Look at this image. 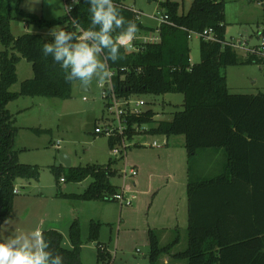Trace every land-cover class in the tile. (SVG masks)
Returning <instances> with one entry per match:
<instances>
[{"label":"trees","instance_id":"16d2710c","mask_svg":"<svg viewBox=\"0 0 264 264\" xmlns=\"http://www.w3.org/2000/svg\"><path fill=\"white\" fill-rule=\"evenodd\" d=\"M128 1L114 3L126 20L136 23L139 31L132 41L134 49L122 44V59L110 63L116 95L123 99L171 92L184 96L183 110L175 111L170 119L157 120V112L152 108L141 114L129 108L126 114L129 141L145 125L150 126L145 131L153 135H183L189 159L187 247L173 253L180 237L162 245L159 231L149 229V264H161L164 255L186 260L188 264H264V92L232 93L226 73L231 65L264 63V58L250 54L241 59L235 48L224 43L225 0H193L183 13L179 11V2L163 0L160 10L168 21L157 27L144 24ZM13 6L39 28L61 26L81 34L91 23L85 0L54 19L26 14L20 8V0H0V46L4 47L0 50V229L13 213L16 180H38L40 175L38 165L22 163L18 158L15 137L19 127L8 104L21 96L67 99L76 82H67L61 66L51 56L43 55V44L52 42L51 36L39 32L14 36ZM157 28V42H144L137 37L157 33ZM209 28L217 40L199 38L201 61L192 64L190 32ZM22 57L32 62L34 74L22 81L19 91H12L11 86L18 80L17 63ZM121 140L120 136H110L109 146L113 148ZM205 150H223L222 172L204 177L194 175V158ZM114 162L110 159L104 165H60L51 169L57 181L61 177L73 182L93 179L82 193L67 194L72 198L115 200L120 189L111 182L117 173ZM101 226L102 222L91 220L88 239L98 242L96 264H111V252L99 241ZM43 235L50 250L63 257V264H84L79 218L69 227L70 247L63 244V234L56 229L44 230Z\"/></svg>","mask_w":264,"mask_h":264},{"label":"rangeland","instance_id":"374dc122","mask_svg":"<svg viewBox=\"0 0 264 264\" xmlns=\"http://www.w3.org/2000/svg\"><path fill=\"white\" fill-rule=\"evenodd\" d=\"M151 1V2H150ZM163 0H129V5L136 8L140 13V18L147 25L159 24L156 16L162 15L159 9ZM65 2V0H64ZM180 13L186 12L191 6L192 0H179ZM226 13V40L237 43H244L243 48H236L241 59L252 54L249 50L261 46L264 40V0H225ZM65 6V9H64ZM20 8L26 14H34L46 19H54L66 11L63 0H20ZM14 19L11 21V31L14 36L27 32H49L52 28H39L29 22L30 17L23 16L15 10L13 6ZM156 15V16H155ZM61 27V26H59ZM47 35V34H45ZM145 34L137 36L143 40ZM0 46V50L3 49ZM190 60L192 64L201 61L200 39L193 35L190 39ZM227 83L231 87L232 93L251 94L264 91V63L250 62L241 65H231L227 67ZM18 80L10 90L19 91L21 83L25 79L33 77L32 62L21 58L17 63ZM111 79V78H110ZM110 79L104 82L93 78L90 91H84L80 82L73 84L72 96L67 99L49 98L45 96H21L8 104V109L15 114L16 126H21L16 134L15 150L22 149L18 155L22 163L37 164L40 168L39 179H32L30 182L25 178L16 180V188L19 193L14 200L12 216L4 222L0 229V237L6 239L7 236L17 233H30L36 228L43 230L52 226L62 227L64 231L63 244L71 246L69 238V227L65 224L70 218L77 204L78 209H82L84 200L72 198L67 194L79 193L85 186L92 182L89 177L82 182L66 181L58 186L57 178L53 173L52 166L64 165L61 155L65 154L70 159V166H80L87 164H107L110 159L114 160V167L118 170L111 177V182L129 191L125 187L123 170L128 172L133 167H126V153L130 154L138 148L142 140H148L149 145L139 146L147 153L158 152L159 149L150 146L157 140L162 141L163 135H153L147 130L150 126L145 125L130 141V145L123 155H113V149L109 146V134L103 132L106 126L116 124L113 114L106 110V99L103 97V87L109 86ZM103 83V86L100 84ZM146 104L141 108H152L157 112V120L170 119L175 111L183 110L184 96L181 93H166L160 95H145L142 97ZM103 132V133H102ZM98 133V134H96ZM171 138H185L183 135H172ZM172 142H170V145ZM19 147V148H18ZM130 148L132 150L130 151ZM63 193L65 195L60 194ZM131 196V195H130ZM135 196V195H134ZM136 197V196H135ZM134 200V199H133ZM96 209V203H90ZM101 204L110 210L124 209L132 206L119 200L103 201ZM90 206V205H85ZM95 209L86 207V211L77 212L81 222V232L83 241H87L81 250V259L84 264L97 263L96 241H89L90 221L97 215ZM29 212V219L21 221ZM133 226L129 230L122 231L121 246L116 249L115 242L118 238V221L106 223L102 222L99 233V241L108 245L112 255V264H149V240L145 224H141L144 218H148L146 213L138 211L133 214ZM119 219V213L115 217ZM96 220L98 218H95ZM44 220V222H43ZM140 220V221H139ZM43 224V225H42ZM142 225V226H140ZM18 228V230H17ZM182 246L187 247V231L181 232ZM185 242V243H184ZM124 245V246H123ZM83 247V246H82Z\"/></svg>","mask_w":264,"mask_h":264},{"label":"crops","instance_id":"0c3cea01","mask_svg":"<svg viewBox=\"0 0 264 264\" xmlns=\"http://www.w3.org/2000/svg\"><path fill=\"white\" fill-rule=\"evenodd\" d=\"M173 1L179 2V0H173ZM63 3L65 4L64 0ZM134 9L136 10V8ZM63 14L64 12L62 13V15ZM140 19L142 20V18ZM142 22L147 25L145 21L142 20ZM158 25L159 24L156 23L155 25H148V26L157 27ZM42 32H44L43 34H47L46 33L47 31L46 32L42 31ZM150 34L153 33H149L145 35H150ZM228 87L230 90L231 87L229 85ZM251 94H256V93H251ZM21 126L25 127L27 125H20L18 127L20 128ZM18 133L19 132H17V134ZM166 138L168 141L166 145H163L161 147H156L157 149H159L158 152L147 153L144 148L139 147V146L149 145L148 143L150 142H148V140H146L145 138V140H142V142L138 144V148L135 151L134 150L131 151L132 148H130L131 151L130 154L128 152L126 153V160H125L126 167H130V168L133 167L138 171V174L136 176H128L127 178H125L124 188H127L129 190L128 192L125 191V195L127 197L130 195L136 196L132 202V206H129L126 209H124V207L121 206L118 212V209L110 210L107 206L101 204L103 201H112V200H101V199L86 200V201H90V203H96V209L92 204H85L88 202H85L84 200V204H82L81 206L82 209H78L79 205L77 204L74 211L70 215L71 217L66 219L65 224H67L68 227H70L72 221L75 218H79L77 212H81V211L85 212L86 207H88L89 209L94 208L95 212H97V215H94L95 218H98L97 221L106 222V223H111L114 222L115 220L118 221L119 223L118 238L115 242V247L116 249H118L120 247L123 248L121 246L122 245L121 232L136 227V225L133 226V221H134L133 214H137L138 211H141L143 213L145 212L148 217L147 219L144 218L143 222H141V224H145L146 226L145 228L147 231V239H148L149 229H156L159 231L160 241L162 245L168 244L170 241L174 240L175 237L179 236L180 241L174 247L173 253L177 251H181L182 249H179V247L182 246L181 232L187 231V236H188V227H189V198H188L189 159H188L187 149L185 147V138L184 139L179 138V140H177L178 138H171V137H166ZM170 142H172L171 145ZM15 144H16V140H15ZM24 148L26 147L24 146L22 148L20 147L19 149H17L18 153ZM18 158L20 160L19 155ZM224 162H225V154L223 150H218V151L205 150L200 152L194 158V162L192 164V172L194 173V175L200 177L213 176L222 172ZM113 168L116 169L114 165ZM64 182L66 181L59 180L58 186L60 187V183H64ZM89 185L90 184L85 186L83 190L80 191L79 193H82ZM121 190L123 189L121 188L120 191ZM72 193H77V192H72ZM85 205H90V206H85ZM29 212L30 211H27L24 219L21 218L20 220L27 221L30 217ZM115 213L116 214L119 213V219H117L118 216L115 217ZM95 218L92 217L91 220H96ZM49 229H56L59 232H61L63 236L65 234L64 231H62L63 230L62 227H59L57 225L52 226ZM1 239L4 240L3 238ZM86 242L87 241H84V244ZM102 244L109 250V247L106 243L102 242ZM95 245L97 246L98 242H96ZM84 247L85 245H83L82 250L84 249ZM161 264H188V262L186 260H175L172 259L169 255H164L161 258Z\"/></svg>","mask_w":264,"mask_h":264},{"label":"clouds","instance_id":"9594fccd","mask_svg":"<svg viewBox=\"0 0 264 264\" xmlns=\"http://www.w3.org/2000/svg\"><path fill=\"white\" fill-rule=\"evenodd\" d=\"M79 3L80 0H72L67 7ZM85 3L89 6L90 27L77 34L55 26L47 33L52 42H45L41 49L45 57L51 56L61 66L67 82L79 81L81 87L90 86L93 78L109 80L114 75L110 63L122 59L120 47L133 41L139 31L134 21L121 15L114 0ZM0 264H63V257L50 250L42 230L36 228L0 241Z\"/></svg>","mask_w":264,"mask_h":264},{"label":"built area","instance_id":"2783aa9c","mask_svg":"<svg viewBox=\"0 0 264 264\" xmlns=\"http://www.w3.org/2000/svg\"><path fill=\"white\" fill-rule=\"evenodd\" d=\"M65 5H66V11L70 12L74 5L72 7H67V5H72V0H65ZM158 16H156L159 20V25L162 24L163 22H167L168 21V16L167 15H160L158 14ZM157 33L154 34H150L149 36H145L143 38L142 41L147 42V41H151V42H157L160 40V36L158 35L159 33V28H157L156 30ZM193 35H197L199 38H205L208 40H217V37L214 35L213 29L209 28V29H205L202 32H190L189 38L191 39V37ZM225 44H228L230 46H232L233 48H243L245 45L243 42L238 41L237 43L235 42H224ZM124 45L128 46L130 49H134V45L131 42H124ZM252 54H256L259 55L261 57L264 58V40L262 41V44L260 47L258 48H253L249 50ZM103 86V83H100ZM103 97L106 99L107 101V105H106V110L110 113L113 114L114 120L116 122L115 125L113 126H106V128L104 129L103 132L109 134L110 136H120L121 137V142L116 144L112 149H113V155H115L116 157L119 155H123L124 153H126L127 148L129 147V145L131 144L130 141L127 138L126 132L128 130V125L126 122V114L128 112V109L130 108L132 110V112L136 113V114H141L142 111L144 110L143 108H141L143 105L146 104V101H144V99L141 98H129V99H123V98H119L113 88L112 85V77L110 79V84L109 86H104L103 87ZM139 131L141 130L138 129ZM167 138L164 137V139L162 140V142H159L157 140L153 141L150 145L152 147H161L163 145L167 144ZM122 174L124 175V177H128V176H136L138 174V171L135 168H131V170L128 172L126 169L122 171ZM61 181H65L64 177H61L60 179ZM18 189H16V193H18ZM135 198L134 195L131 196H126L125 195V190H121L118 194L114 195V199L115 200H119L121 202H125V204H132L133 199Z\"/></svg>","mask_w":264,"mask_h":264},{"label":"water","instance_id":"95a60500","mask_svg":"<svg viewBox=\"0 0 264 264\" xmlns=\"http://www.w3.org/2000/svg\"><path fill=\"white\" fill-rule=\"evenodd\" d=\"M82 89H83L84 91H90V90H91V89H90V86H88V85H84V86L82 87ZM61 161H62V163H63L66 167H69V166H70V159L68 158L67 155L62 154V155H61Z\"/></svg>","mask_w":264,"mask_h":264}]
</instances>
